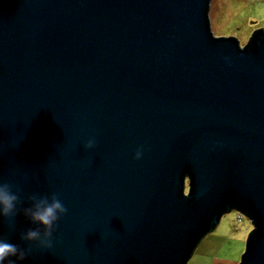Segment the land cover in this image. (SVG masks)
<instances>
[{
    "label": "water",
    "instance_id": "water-1",
    "mask_svg": "<svg viewBox=\"0 0 264 264\" xmlns=\"http://www.w3.org/2000/svg\"><path fill=\"white\" fill-rule=\"evenodd\" d=\"M209 2L0 0V181L69 209L51 249L0 222L17 264H185L232 209L264 264V27L214 36Z\"/></svg>",
    "mask_w": 264,
    "mask_h": 264
},
{
    "label": "rangeland",
    "instance_id": "rangeland-1",
    "mask_svg": "<svg viewBox=\"0 0 264 264\" xmlns=\"http://www.w3.org/2000/svg\"><path fill=\"white\" fill-rule=\"evenodd\" d=\"M208 19L214 36H232L244 46L254 29L264 27V0H210ZM184 190L188 191V180ZM236 215L235 209L224 212L217 225L200 239L185 264H212L213 258L237 264L253 223L245 214L239 222Z\"/></svg>",
    "mask_w": 264,
    "mask_h": 264
},
{
    "label": "clouds",
    "instance_id": "clouds-1",
    "mask_svg": "<svg viewBox=\"0 0 264 264\" xmlns=\"http://www.w3.org/2000/svg\"><path fill=\"white\" fill-rule=\"evenodd\" d=\"M96 143L95 138L91 137L86 141L84 147L92 149ZM144 150L143 145L138 146L133 159H141ZM14 187L15 191H13ZM27 201L30 202L29 206L22 207L24 201L21 199L19 187L9 182L0 181V222L7 221L9 224H13L17 214L23 212L33 224L38 226L22 232L21 240L32 242L39 248L51 249L53 233L57 230L58 221L67 215L69 209L57 192H53L50 196L33 193L27 197ZM32 243L29 248L25 249L0 237V264H4L5 261L7 264H17V261L25 260L31 251ZM10 257L16 259H9Z\"/></svg>",
    "mask_w": 264,
    "mask_h": 264
},
{
    "label": "crops",
    "instance_id": "crops-1",
    "mask_svg": "<svg viewBox=\"0 0 264 264\" xmlns=\"http://www.w3.org/2000/svg\"><path fill=\"white\" fill-rule=\"evenodd\" d=\"M249 38V37H248ZM237 212V215H236V220L237 219V216L240 214V219L238 220L239 222L242 220V215L244 214H241L240 212ZM253 228V227H252ZM246 246V245H245ZM212 264H231L229 261H225L224 258H221V259H218V258H213V261H212ZM235 264V263H234Z\"/></svg>",
    "mask_w": 264,
    "mask_h": 264
},
{
    "label": "trees",
    "instance_id": "trees-1",
    "mask_svg": "<svg viewBox=\"0 0 264 264\" xmlns=\"http://www.w3.org/2000/svg\"><path fill=\"white\" fill-rule=\"evenodd\" d=\"M250 38H251V37H250ZM250 38H249L248 42H250ZM248 42H247V43H248ZM247 43H246V44H247ZM252 231H253V229H252ZM252 231H251V232H252Z\"/></svg>",
    "mask_w": 264,
    "mask_h": 264
},
{
    "label": "built area",
    "instance_id": "built-area-1",
    "mask_svg": "<svg viewBox=\"0 0 264 264\" xmlns=\"http://www.w3.org/2000/svg\"><path fill=\"white\" fill-rule=\"evenodd\" d=\"M238 219H240V214L238 215Z\"/></svg>",
    "mask_w": 264,
    "mask_h": 264
}]
</instances>
